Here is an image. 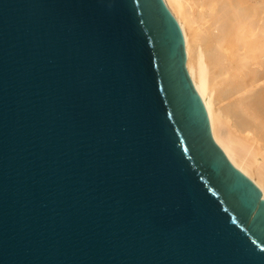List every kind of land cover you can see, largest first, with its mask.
I'll use <instances>...</instances> for the list:
<instances>
[{
  "label": "water",
  "instance_id": "obj_1",
  "mask_svg": "<svg viewBox=\"0 0 264 264\" xmlns=\"http://www.w3.org/2000/svg\"><path fill=\"white\" fill-rule=\"evenodd\" d=\"M0 264H264L164 0H0Z\"/></svg>",
  "mask_w": 264,
  "mask_h": 264
},
{
  "label": "bare ground",
  "instance_id": "obj_2",
  "mask_svg": "<svg viewBox=\"0 0 264 264\" xmlns=\"http://www.w3.org/2000/svg\"><path fill=\"white\" fill-rule=\"evenodd\" d=\"M212 135L264 198V0H164Z\"/></svg>",
  "mask_w": 264,
  "mask_h": 264
}]
</instances>
